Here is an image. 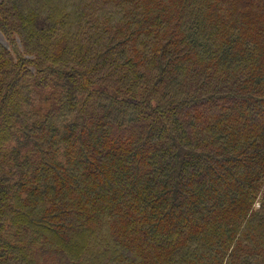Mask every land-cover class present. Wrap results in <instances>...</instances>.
I'll return each mask as SVG.
<instances>
[{"label": "trees", "instance_id": "16d2710c", "mask_svg": "<svg viewBox=\"0 0 264 264\" xmlns=\"http://www.w3.org/2000/svg\"><path fill=\"white\" fill-rule=\"evenodd\" d=\"M0 264H264V0H0Z\"/></svg>", "mask_w": 264, "mask_h": 264}, {"label": "rangeland", "instance_id": "374dc122", "mask_svg": "<svg viewBox=\"0 0 264 264\" xmlns=\"http://www.w3.org/2000/svg\"><path fill=\"white\" fill-rule=\"evenodd\" d=\"M256 209L258 208V205H256V207H255Z\"/></svg>", "mask_w": 264, "mask_h": 264}]
</instances>
